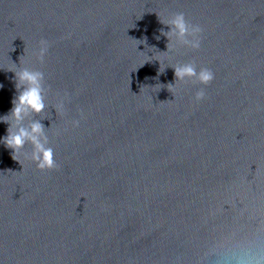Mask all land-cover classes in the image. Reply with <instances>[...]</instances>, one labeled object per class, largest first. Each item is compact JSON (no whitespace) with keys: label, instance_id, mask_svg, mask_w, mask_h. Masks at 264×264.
<instances>
[{"label":"water","instance_id":"water-1","mask_svg":"<svg viewBox=\"0 0 264 264\" xmlns=\"http://www.w3.org/2000/svg\"><path fill=\"white\" fill-rule=\"evenodd\" d=\"M25 68L45 108L17 123ZM37 121L56 169L3 142ZM0 264H264V0H0Z\"/></svg>","mask_w":264,"mask_h":264},{"label":"clouds","instance_id":"clouds-1","mask_svg":"<svg viewBox=\"0 0 264 264\" xmlns=\"http://www.w3.org/2000/svg\"><path fill=\"white\" fill-rule=\"evenodd\" d=\"M173 26V34L178 35L181 39H184L187 35L194 36L193 41L184 40V43L190 44L193 49H199L201 46V34L203 29L200 25L190 24L186 19L183 12H178L174 15V18L170 21ZM50 47L47 40L41 39L39 42V48L37 50L36 57L43 63L44 58ZM19 81L25 83L27 87L19 92V95L13 100V108L11 109V116L15 118L19 123L23 120L24 115L29 111L40 113L44 110V98L42 95L41 81L44 79V73L38 70H30L25 68L23 71L17 74ZM176 80L184 81L185 79H191L193 83H199L203 85H209L215 78L214 72L207 68L201 67L197 70L195 62H189L180 64L175 67ZM19 90V85H17ZM206 93L204 88H200L195 93V101L199 102L204 100ZM63 99L70 100L69 94L65 93ZM60 110L63 112L64 104L63 100L60 104ZM3 122H8V118H3ZM73 127L80 126L79 119H73L71 121ZM43 136V125L40 122H34L31 124V130L27 128L19 127L17 131H12L11 126L8 134L4 137V144L12 149V158L17 160V156L23 154L26 158L35 162L36 167L41 171H47L56 169L58 167L54 159V150L49 146V142L45 137L43 142L41 137ZM31 142L33 150L31 154L22 153V149L25 144Z\"/></svg>","mask_w":264,"mask_h":264}]
</instances>
